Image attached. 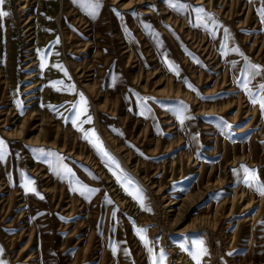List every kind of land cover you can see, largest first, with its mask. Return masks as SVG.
Segmentation results:
<instances>
[{
    "label": "rangeland",
    "instance_id": "obj_1",
    "mask_svg": "<svg viewBox=\"0 0 264 264\" xmlns=\"http://www.w3.org/2000/svg\"><path fill=\"white\" fill-rule=\"evenodd\" d=\"M261 9L5 0L0 260L151 264L163 251L164 264H194L188 250L203 241L201 264H264V195L244 182L246 168L264 184V114L242 86L249 64L264 71ZM261 83L249 84L258 99Z\"/></svg>",
    "mask_w": 264,
    "mask_h": 264
},
{
    "label": "snow or ice",
    "instance_id": "obj_2",
    "mask_svg": "<svg viewBox=\"0 0 264 264\" xmlns=\"http://www.w3.org/2000/svg\"><path fill=\"white\" fill-rule=\"evenodd\" d=\"M89 2L94 3L96 6L99 5V0H89ZM249 2L254 3L255 0H249ZM4 3H5V0H0V5H3ZM170 3H171V0H170ZM181 6L182 7H191L190 5H181ZM195 11L203 13L205 10L203 8H200V9H196ZM8 15H10L9 12L0 11V19H3L4 17H7ZM258 15L264 16V9H261L260 12L258 13ZM262 22H264V21H262ZM233 51L239 52L238 49H233ZM65 75H67V73H65ZM256 77L264 78V71H262L261 68L255 64H249L248 74L245 76V79H244L242 86L245 89V94L250 97V102L253 103L254 105L258 103L260 110H261V113L264 114V98L258 99V97L255 94H252L251 91L249 90V84ZM259 90L264 91V83L259 84ZM73 91H74V88H73ZM87 105H88V101L86 100L84 95L82 93L79 94V102L76 105H74L73 108L71 109V111H73V113H74V116L72 118V123L74 126H77V122L79 121L80 116L87 115ZM91 120H92L91 116L88 115L86 120L80 121V124L91 123ZM92 135L94 136L95 134L92 133ZM6 148H7V146L4 143V141L0 140V161H2L4 159ZM104 154L107 155V153H104ZM241 168H244V166H241ZM244 171L246 173V177L244 180L246 186H248L250 189L255 188L258 195H264V184H259L256 181L255 170L254 169L249 170V169L244 168ZM128 184L132 185V184H134V182L129 179ZM88 191H90V190L84 189L81 194H83L84 192H88ZM40 198L43 199L42 196ZM134 199L137 201V203L139 204V206L141 207L142 210H149L150 211V209H146V206L144 204V197L138 189H137L136 195L134 196ZM136 231H137V234L139 235L140 239L145 243V247H147V240L145 237V233L147 230L146 229H137ZM2 252H3V249L0 248V253H2ZM148 252L150 254H152V249L148 248ZM188 252H189L191 259L194 261V264H201V261L203 260L204 256L207 255V249L203 247V241L197 242L195 245H193L188 250ZM165 259H166V255L163 251H161L159 253V256L152 254L151 264H164ZM0 264H4V262L2 260H0Z\"/></svg>",
    "mask_w": 264,
    "mask_h": 264
},
{
    "label": "bare ground",
    "instance_id": "obj_3",
    "mask_svg": "<svg viewBox=\"0 0 264 264\" xmlns=\"http://www.w3.org/2000/svg\"><path fill=\"white\" fill-rule=\"evenodd\" d=\"M1 163H2V162H1ZM17 233H18V232H17ZM17 233H16V234H17ZM19 234H20V233H19ZM30 235H31V234H30ZM35 236H36V234H35ZM12 237H13V235H12ZM19 237H20V236H19ZM29 238H30V237H29ZM34 241H35V240H34ZM35 243H37V242L35 241Z\"/></svg>",
    "mask_w": 264,
    "mask_h": 264
}]
</instances>
